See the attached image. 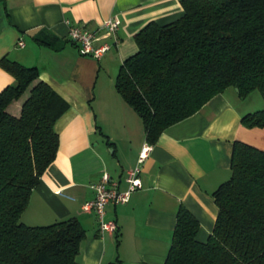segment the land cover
I'll return each mask as SVG.
<instances>
[{
    "label": "crops",
    "instance_id": "crops-1",
    "mask_svg": "<svg viewBox=\"0 0 264 264\" xmlns=\"http://www.w3.org/2000/svg\"><path fill=\"white\" fill-rule=\"evenodd\" d=\"M182 15L180 0H0V60L36 68L69 105L54 127L56 157L20 221L43 227L78 219L85 230L78 264H164L180 206L196 218V240L205 243L218 214L212 193L230 178L233 143L264 148V128L240 123L261 106L250 104L251 94L240 99L228 88L151 145L141 166L142 188L126 204L105 206L104 219L116 232L101 233L95 214L82 211L94 198L89 186L103 174L126 190V172L146 144L141 119L114 87L120 66L137 51L134 36L150 22L163 26ZM113 17L120 22L118 43L104 38L111 49L99 60L81 56L68 28L96 31ZM13 83L0 67V91Z\"/></svg>",
    "mask_w": 264,
    "mask_h": 264
},
{
    "label": "trees",
    "instance_id": "trees-1",
    "mask_svg": "<svg viewBox=\"0 0 264 264\" xmlns=\"http://www.w3.org/2000/svg\"><path fill=\"white\" fill-rule=\"evenodd\" d=\"M183 15L146 24L135 54L114 87L141 119L154 145L169 127L193 116L228 88L240 99L258 91L264 102V0H180ZM14 83L0 91V264H78L85 230L76 218L29 227L20 217L58 151L56 122L68 103L38 70L6 58ZM264 128V108L241 117ZM218 209L211 235L183 206L164 264H264V148L233 143L230 178L213 193Z\"/></svg>",
    "mask_w": 264,
    "mask_h": 264
},
{
    "label": "built area",
    "instance_id": "built-area-1",
    "mask_svg": "<svg viewBox=\"0 0 264 264\" xmlns=\"http://www.w3.org/2000/svg\"><path fill=\"white\" fill-rule=\"evenodd\" d=\"M119 26V20L113 17L104 21L96 31H88L77 26H70L67 36L77 47L81 56L99 60L111 49L110 44L103 42L104 38H112L115 45L118 43L115 39V35ZM100 33L103 35L100 36ZM17 45L23 47L24 44L22 41H19ZM150 151L151 145L146 143L142 146L136 166L126 172L124 182L127 187L125 191H120L119 183L112 180L107 174H103L98 183L89 186L93 192L94 198L82 206V211L93 212L95 214L98 221V229L101 233L116 232V224L113 222H106L104 219L105 206L108 204H126L129 201L130 195L142 188L140 178L141 166L148 157Z\"/></svg>",
    "mask_w": 264,
    "mask_h": 264
},
{
    "label": "rangeland",
    "instance_id": "rangeland-1",
    "mask_svg": "<svg viewBox=\"0 0 264 264\" xmlns=\"http://www.w3.org/2000/svg\"><path fill=\"white\" fill-rule=\"evenodd\" d=\"M251 97H249L250 99V104H253V105H260L261 107L259 109H263L264 108V102H263V99L260 95V93L258 91H254L253 93H251L250 95ZM255 96V97H253ZM257 107V106H255Z\"/></svg>",
    "mask_w": 264,
    "mask_h": 264
},
{
    "label": "water",
    "instance_id": "water-1",
    "mask_svg": "<svg viewBox=\"0 0 264 264\" xmlns=\"http://www.w3.org/2000/svg\"><path fill=\"white\" fill-rule=\"evenodd\" d=\"M237 90V89H236Z\"/></svg>",
    "mask_w": 264,
    "mask_h": 264
}]
</instances>
